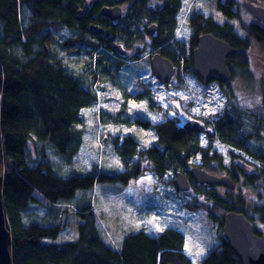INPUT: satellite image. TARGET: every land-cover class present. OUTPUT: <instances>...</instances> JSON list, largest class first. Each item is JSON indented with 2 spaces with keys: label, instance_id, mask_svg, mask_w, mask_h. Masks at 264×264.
<instances>
[{
  "label": "trees",
  "instance_id": "obj_1",
  "mask_svg": "<svg viewBox=\"0 0 264 264\" xmlns=\"http://www.w3.org/2000/svg\"><path fill=\"white\" fill-rule=\"evenodd\" d=\"M92 1L91 8L88 5L91 0H0V171L4 181L3 202L13 242V264H195L189 255L190 243L179 229L166 228L159 232L140 226L139 230H135L132 225L129 228L134 230L125 232L122 238L115 232V241H112L113 236H107L111 220H100L95 205L74 208L73 200L78 193L81 199L85 197L80 192L97 189L103 195L107 188L128 186L140 173L142 160L148 161L149 168L163 179L176 176L178 172L188 175L189 162L198 156L202 160L193 166L202 164L200 168L215 173V167L204 157L197 134L187 133L167 120L154 127L157 141L150 148L140 152L131 137L121 144L118 154L127 169L119 175L102 172L99 165L93 162L95 155L87 157V160L93 159L88 168L80 169L77 159L86 148L89 130L85 127L82 111L94 106L97 96L85 87L89 83L83 81V76L71 73L66 65L54 60L51 47L62 41V47L69 50L75 48V55L79 54L78 50H83L81 47L98 52L99 57L92 56L93 66L95 69L99 67L90 78L91 84H94L102 81V76L109 80L116 74L100 53L103 50L115 53L118 44L125 51L131 50L134 41L135 45H148L150 52L160 53L169 59L177 70L184 65L186 71L192 74V54L198 46V39L204 34H211L237 50L236 55L230 56L228 68L233 60L238 61L236 64L240 67L242 61L247 62V54L254 45L264 51V27L256 23L249 25L250 35L244 39L235 32L233 25L220 26L212 18L194 13L187 47L185 49L180 45L178 48L175 45V51L167 45L174 36L173 27L178 23L175 17L180 11L181 0H167L162 8L152 0ZM238 2L218 1L220 13L230 21L239 19L240 15L234 12ZM247 2L259 5L264 0ZM117 6L122 10L125 7L130 13L124 11L119 26L115 27L99 14L104 7ZM26 10L27 19L22 18V12ZM79 10H83L85 15L77 20ZM245 11L251 16L246 6ZM132 24H137L136 32L132 31ZM153 24L158 26V36L150 37L146 31ZM123 26L130 30L120 29ZM89 27H96L103 34L91 32ZM50 31L71 37L58 35L60 41ZM44 33H48L47 37L44 36L45 40L42 39ZM33 45L47 46L49 50L42 47L39 52H33ZM167 50L173 55L167 54ZM138 57L141 58V55ZM146 59L151 61V57ZM229 70L233 77L235 70ZM136 99L153 102L144 89L136 95ZM262 107L264 110V103ZM238 112L224 114L215 122V134L230 146L258 159L260 166L253 165L254 172L247 171L244 181L243 167L232 164L227 169V176L236 182L237 187L245 183L254 190V202L231 194L222 198L218 193L210 192L208 203L217 209V215L215 210L210 211L206 193L201 192L204 188L210 190L208 186L190 180L191 191L194 188L197 195L204 196L209 221L218 233L223 230L226 214L234 211L243 213L255 225L257 235H262L258 228L260 224L264 225V154L257 151L264 152V144L260 145L255 137L249 139L242 134ZM114 115L120 119V113ZM118 119L116 121H120ZM261 120L260 124L253 122V130L257 137L264 138V113ZM236 159L239 156H232V160ZM171 184L174 187L173 181ZM100 186H103L101 190ZM174 192L179 194L177 190ZM202 219L211 228L206 216ZM68 231L74 235L65 241L64 235ZM61 234L64 240L56 242ZM205 249L206 254L199 264H242L227 246L224 237H218L215 246Z\"/></svg>",
  "mask_w": 264,
  "mask_h": 264
},
{
  "label": "rangeland",
  "instance_id": "obj_2",
  "mask_svg": "<svg viewBox=\"0 0 264 264\" xmlns=\"http://www.w3.org/2000/svg\"><path fill=\"white\" fill-rule=\"evenodd\" d=\"M152 1L162 8L167 0ZM218 1L225 3L227 0H181L180 11L175 17L178 23L173 27L174 36L167 46L173 48L176 45L179 48L181 45L186 49L192 33L190 23L193 21L194 13L208 16L220 26L233 25L235 32L241 38L248 39L250 35L248 26L255 25L253 17L245 13V3L248 0H238L234 12L240 17L232 21L220 13ZM259 5L264 6V2ZM25 8L27 7L25 6ZM124 9L127 11L125 7ZM26 12L28 11L22 12V18L24 16L27 19ZM120 29L127 32L130 30L124 26ZM137 29V24H132V31L136 32ZM50 33L56 34L55 31H50ZM47 34L42 35L43 40L46 39L44 36L47 37ZM58 35H64V38L71 37L68 34H56L57 38ZM61 43L62 41L59 45L54 44L51 47L54 60H59L62 65H66L71 73L83 76V81L86 80L89 83L85 87L97 95L96 104L82 111L85 127H88L89 130L86 148L77 159L80 169L88 168L93 159L87 160V157L95 155L93 162L99 165L102 172L119 175L127 168L118 154V148L128 138L133 139L141 152L143 149L150 148L157 141L154 127L160 123L171 120L175 125L182 126L183 123L187 122L186 120L193 119L212 126L224 114H229L235 110L239 111L237 114L242 121V134H246L249 139L255 137L260 145L264 144V138L257 137L253 130V122L260 124L264 113L262 107L264 51L257 45L250 49L246 58L247 62L242 61L239 64L240 67L237 66L238 61L236 60L229 64V68L235 70V74L224 86L218 81H212L205 86L200 83L194 73H188L184 65H180V69L174 77L175 80H172L171 84H159L152 75L150 62L146 61V58H152L155 52H150L151 49L148 45H135V41L131 43V50L126 49L127 54L124 58H120L121 56L116 52L103 50L100 56L106 58L112 66V71H115L116 74L109 80L102 76V81L98 80L91 84L92 72L96 73L99 69V67L95 69L93 66L92 56L99 57V53H94L91 48L81 47L83 50H78L79 54L75 55V51L62 47ZM42 47L31 46L34 49L33 52H39ZM43 49L49 50L47 46H44ZM166 53L173 55L170 50H167ZM138 55H141V58ZM229 60L230 57L227 58V62ZM100 68L102 70L103 67ZM118 68L121 69L116 71ZM143 89L149 92L153 102L135 98L136 95L143 92ZM117 112L120 113V119L114 115ZM117 119L120 121H116ZM197 136L204 157L216 169L215 173H211L200 168L202 165L200 164L199 168L209 174L228 175L227 169L235 164L244 168L242 170V180L244 181L247 178V171L248 173L254 172L253 165L260 166L258 159L230 146L220 138V135H216L212 139L204 134H197ZM257 153L264 154L263 150L257 151ZM232 156H239V159L234 161ZM201 160L202 158L198 156L189 162V170L195 167L193 164L197 165ZM132 162L134 163V160ZM141 162L143 167L140 173H137L136 179L131 180L128 186L119 185L114 188H107L103 195L97 189L80 192L85 197L81 199L78 193L73 200L74 208L77 206L84 207L88 204L95 205V212L99 214L100 220L110 219L112 222H109L110 228L107 230V236L110 238L115 232L116 236L122 238L125 232L134 229L139 230L140 226L159 232L166 228H177L186 235L190 243L189 255L195 264H199L206 254L205 248L215 246L218 237L223 238V230L218 233L214 224L209 221L208 211L203 201L204 196L197 195L194 188L190 192L177 191L179 194H176L174 192L176 189L171 184V181L176 179L175 175L163 179V177H158L152 168H149L150 163L148 161L142 160ZM102 188L103 186H100L99 189ZM209 189L204 188L201 192L206 193V203L209 204L210 211L214 212L215 210L216 213L217 209L208 203L210 192L218 193L222 198H227L231 194L233 197H240L242 200L249 199L251 203L254 202L253 196L256 194L245 183L239 184L237 190L234 191L223 186L209 187ZM94 194H96V198ZM193 196L195 197L192 199ZM217 215L219 214L217 213ZM115 216L118 221H116ZM205 216L209 221L207 223L211 224V228L203 221L202 218ZM132 225H134V229L129 228ZM119 226L121 227L119 228ZM258 231L264 235V225L260 224ZM73 235V232L68 231L64 235L65 241ZM192 236L195 238L192 239ZM62 237L63 234L59 236L56 242L63 241ZM111 240L115 241L114 236ZM195 245H197L196 250Z\"/></svg>",
  "mask_w": 264,
  "mask_h": 264
},
{
  "label": "water",
  "instance_id": "obj_3",
  "mask_svg": "<svg viewBox=\"0 0 264 264\" xmlns=\"http://www.w3.org/2000/svg\"><path fill=\"white\" fill-rule=\"evenodd\" d=\"M246 9L255 21L264 26V7L247 2ZM101 15L113 22H118L123 17V10L117 6L114 8L104 7ZM97 33L103 31L92 27ZM158 26L153 24L147 28V34L154 37L157 34ZM116 53L121 57L126 56V51L121 45H116ZM237 50L227 42L211 35L204 34L198 39V46L193 50V73L203 85L212 81L226 84L231 80L232 74L227 65V58L236 55ZM152 75L160 84H169L174 79L177 68L160 53L152 56L150 61ZM262 101L264 103V77L262 78ZM189 133H208L212 131L198 120H189L184 128ZM192 180L201 186H223L229 190H235L236 182L227 175L209 174L199 167L191 168L189 174L178 172L174 180V187L180 192H189L192 189ZM3 176L0 174V264H13L11 254L12 236L7 221L5 206L3 202ZM223 237L232 252L241 260L242 264H264V235H257L255 226L243 213L229 212L223 221Z\"/></svg>",
  "mask_w": 264,
  "mask_h": 264
},
{
  "label": "flooded vegetation",
  "instance_id": "obj_4",
  "mask_svg": "<svg viewBox=\"0 0 264 264\" xmlns=\"http://www.w3.org/2000/svg\"><path fill=\"white\" fill-rule=\"evenodd\" d=\"M92 0H91V3H89L88 5H90V7L92 8ZM255 5H257V4H255ZM258 6H262V5H258ZM264 7V6H263ZM102 10V9H101ZM124 11H126L124 8H123V13H124ZM77 20L78 19H80L81 17H83L85 14H84V11L83 10H79L78 11V13H77ZM99 17H101V18H104V19H108L109 21H111L109 18H107V17H105V16H102L101 15V11H100V14H99ZM254 19V18H253ZM122 20V19H121ZM120 20V21H121ZM113 24H115V27H117V26H119V21L118 22H113V21H111ZM255 23L256 24H258V25H261L260 23H258L257 21H255ZM261 26H263V25H261ZM264 27V26H263ZM89 29H90V27H89ZM90 31L91 32H95V33H97L96 31H94L93 30V28H91L90 29ZM146 34H147V32H146ZM116 47V46H115ZM73 49V51L75 50V48H72ZM76 49H78V48H76ZM179 70H177V72H178ZM173 80H175V79H173ZM172 83V82H171ZM170 83V84H171ZM159 84H160V82H159ZM161 85H168V84H161ZM96 94V93H95ZM97 96V95H96ZM136 98V97H135ZM138 100V99H137ZM220 119V118H219ZM219 119H218V121H219ZM189 120H192V119H189ZM189 120H186L187 122L189 121ZM217 121V120H216ZM187 122L184 124H182V126L180 125V127L184 130V131H186L184 128H185V125L187 124ZM205 127H206V129L207 130H211L212 131V136L210 137L209 135H208V133L206 132V133H197V134H204V135H206L209 139H212V138H214L215 136H216V134H215V124H213L212 126L211 125H208V124H204V123H202ZM187 132V131H186ZM187 133H189V132H187ZM190 134H193V133H190ZM174 182V181H173Z\"/></svg>",
  "mask_w": 264,
  "mask_h": 264
},
{
  "label": "bare ground",
  "instance_id": "obj_5",
  "mask_svg": "<svg viewBox=\"0 0 264 264\" xmlns=\"http://www.w3.org/2000/svg\"><path fill=\"white\" fill-rule=\"evenodd\" d=\"M253 224V223H252ZM254 225V224H253ZM255 226V225H254ZM255 230H256V227H255ZM257 234V233H256Z\"/></svg>",
  "mask_w": 264,
  "mask_h": 264
}]
</instances>
